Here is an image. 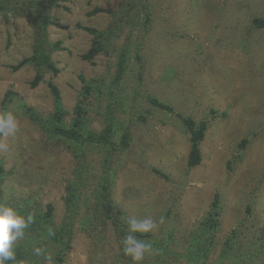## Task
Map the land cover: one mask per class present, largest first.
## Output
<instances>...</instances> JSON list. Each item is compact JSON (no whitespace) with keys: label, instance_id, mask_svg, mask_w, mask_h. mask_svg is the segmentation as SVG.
I'll return each instance as SVG.
<instances>
[{"label":"rangeland","instance_id":"obj_1","mask_svg":"<svg viewBox=\"0 0 264 264\" xmlns=\"http://www.w3.org/2000/svg\"><path fill=\"white\" fill-rule=\"evenodd\" d=\"M53 18L49 38L59 45L52 51L59 72L46 73L32 87L34 65L17 67L32 54V28L24 17L0 13V111L6 92L13 91L9 111L19 124L15 137H0V158L9 171L5 190L35 192L34 203L44 209L51 203L55 220L64 218L66 184L77 159L55 140L47 153L35 151L33 145L46 136L25 113V105L45 116L52 113V81L71 111L69 120L81 98V77L95 79L100 92L86 100L88 121L96 131L111 126L115 144L89 147L86 155L98 172L108 156L112 210L125 212L126 226L129 217L154 220L157 227L146 234L155 240L174 232L173 251L164 256L166 250L152 248L143 264H150L153 254L163 264H197L186 252L216 194L220 222L209 236L212 244L203 264H264V253L254 259L241 256L247 248L257 252L256 238L264 228V0H60ZM152 23L169 34L162 42L157 35L164 33L159 35ZM78 24L99 30L119 24L114 49L92 61L83 59L92 35ZM126 43L130 58L115 83L118 55ZM152 97L174 111L155 106ZM182 116L208 122L202 161L194 167L188 166L190 140ZM41 174L45 180L39 184ZM95 228L76 224L72 247L61 264L119 263L124 253L115 224L108 219Z\"/></svg>","mask_w":264,"mask_h":264},{"label":"trees","instance_id":"obj_2","mask_svg":"<svg viewBox=\"0 0 264 264\" xmlns=\"http://www.w3.org/2000/svg\"><path fill=\"white\" fill-rule=\"evenodd\" d=\"M131 4L132 1L129 2V5ZM59 5L60 0H0V13L5 15L10 13L24 17L32 28V54L25 57L17 66L21 67L26 64L34 65L36 73L30 82L32 87L38 86L43 81L46 73L59 72V68L52 58L54 47H58L59 45L58 43L51 42L49 38V26L56 24L53 18V9ZM96 11H101V9L98 8ZM147 16L148 17L145 19V26L149 25L151 22L150 16ZM255 21L258 25L263 24V21L260 19H256ZM78 27L87 30L92 35V44L90 48L81 55L83 59L92 61L97 55L108 53V51L110 52L111 49H114V40L118 36V30L120 29L119 24H111L102 30L81 24H78ZM151 27L152 29L155 28L159 35L164 33H161L162 30L156 27L154 23L151 24ZM165 35L169 36L166 32L161 38L158 35L157 37L161 40ZM151 39L150 37V40ZM137 49H139L138 45ZM159 53H163V49H161ZM136 54L137 58L140 60V52L137 51ZM129 56L130 44L126 43L118 55L117 72L114 78L115 83H119L122 79L130 58ZM81 80L83 81V87L80 92L81 98L77 101L73 110V115L69 120H67V116L71 114V111L65 107L61 91L52 81L48 84L54 101V110L52 113L45 116L25 105V113H27L30 119L40 128L43 136H46L42 138L40 142L33 145L35 151L39 154L47 153L48 148L53 146V140H55L63 143V146L71 150L77 159L72 178H70L66 184V214L60 222L55 220L54 208L51 203H49L45 209L39 204L37 205L34 203V196L36 197L35 192L16 195L14 193L9 194V192L5 190V183L9 171L4 167V162L0 158V203L13 205L25 216L28 213H32L35 217L34 223L25 230L24 238L17 241V260L15 264L63 263L65 261V254L72 247L76 224H79L81 228L84 229L87 227L96 229L95 227H98L99 223L111 219L120 234L119 242L127 233L128 225L126 226L125 217L127 216L125 212L121 209H116L117 212L112 210V207H114L110 193L112 177L109 175L108 171H106V169L109 170L107 161L108 156H105V160L102 162L104 170L98 172L99 169L96 170V167L92 164V161L88 160L86 155V150L89 147L104 146L108 149L110 147L113 148L115 144L111 126L107 125L100 131H96L91 127L88 121L89 106L86 100L94 91L100 92V84L95 79L87 80L83 76ZM14 95V92L11 90L6 92L2 100L1 111H9L10 104L14 101ZM150 101L161 109L171 112L174 111L172 105L166 104L158 98L152 97ZM182 124L186 132L189 133L190 152L188 156V166L194 167L199 165L202 161L200 146L205 138L208 122L206 120L197 121L189 116H182ZM128 139L129 135L125 134L122 140L125 146L128 145ZM247 141L248 139L243 140L241 147H244ZM27 144L30 146L29 143ZM29 146L24 145L26 150ZM27 166L28 165H26V167ZM27 169H29V167H27ZM29 173L32 176L33 170L28 171V176ZM37 175H40L38 171ZM44 180L45 176L41 174V179L38 183L40 184ZM83 206L85 209H83ZM220 215L221 200L219 194H216L209 211L199 221L196 229L193 230L191 236L192 244L186 252L190 261L203 264V261L210 252V246L212 244L209 236L219 227ZM49 228L52 229L53 234H49ZM173 233L174 232H171L167 237H161L159 240H155L147 234H141L140 239L150 242L152 248H154L156 252L166 250L168 253H163L165 256L173 251V248H170L173 246ZM256 240L257 242L255 245L257 252H249L251 249L247 248L246 252L241 254L242 257L254 259L257 253H264V228L261 229ZM232 241L227 242L230 248L233 246ZM238 243L239 232L236 231V247L239 246ZM36 247L42 248L44 252L50 256V259H46L44 255H35L33 250ZM121 251L123 252L122 244ZM225 251L228 252V249H225ZM121 260L123 264H132L131 258L126 255H122L118 264H121ZM147 261H149L150 264L164 263H162L160 255L155 254L151 255ZM10 264H13V262H10Z\"/></svg>","mask_w":264,"mask_h":264},{"label":"clouds","instance_id":"obj_3","mask_svg":"<svg viewBox=\"0 0 264 264\" xmlns=\"http://www.w3.org/2000/svg\"><path fill=\"white\" fill-rule=\"evenodd\" d=\"M19 130L16 115L12 111H0V136L15 137ZM32 213L26 216L17 207L10 204L0 203V264H15L16 244L25 236V230L34 223ZM128 231L121 240L124 255L131 258L132 264H143L146 254L152 251V244L137 237L136 233L146 234L152 232L157 223L151 218L137 219L129 217L127 220ZM49 234H53L49 228ZM37 256H50L40 247L34 248Z\"/></svg>","mask_w":264,"mask_h":264}]
</instances>
